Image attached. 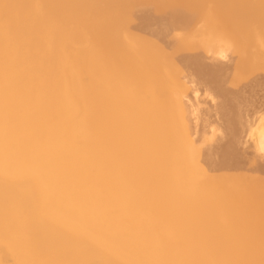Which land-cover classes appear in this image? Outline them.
<instances>
[{
	"label": "bare ground",
	"instance_id": "6f19581e",
	"mask_svg": "<svg viewBox=\"0 0 264 264\" xmlns=\"http://www.w3.org/2000/svg\"><path fill=\"white\" fill-rule=\"evenodd\" d=\"M45 1L47 4L46 6L43 5L45 9L42 11L40 10L41 12H39V9L37 11L38 6L36 7L35 0H0V264H177V263L178 264H210L208 259L209 260L211 259L210 261H212V258H211L212 256L206 259L205 257L207 256L200 257L201 255L199 254V252L194 253L197 250L201 251L200 248L193 251V249L195 248H193L194 246L191 245L192 247L190 248H192V250H189V251H193V253L187 252L183 254L184 251L183 253L177 252L179 250L174 251L176 248L174 244H178V242L184 241L183 239L185 236L187 235L190 236L191 233H193L192 235L193 237L191 236L192 238L190 240L191 242H193L192 239L193 238L195 239L197 237V240L195 239L194 242L196 241L195 244L199 246L201 244V243L199 244V242L205 241L206 237L209 236V235L206 237L204 236V231H205L204 229H206L207 227L212 228L211 230H215L221 236V239L218 240L221 243L223 242L222 239L226 242L229 241L231 243V241L234 239L237 232L238 233L240 232L243 238L248 239L250 234H252V232L249 233L247 230H243L241 228L243 227V224H242L244 220L243 218H248V217L245 216L244 213L237 214L240 211L239 210L241 208L240 206H239L240 208L238 207L239 209L235 208V205H230L231 206L230 208L228 207L231 202L229 201V199L233 200L234 203H238L239 205H241V201L243 202L245 199L244 198H243L244 200L238 199L239 201H237V199L234 198L236 195H237L236 196L237 198L241 194L240 192H237L238 190L235 191L237 192L236 194L231 193V191L232 190L234 191L236 188L235 189L231 188L232 190H228L227 186L226 188H224L225 183L229 180H226L224 178L226 180L225 182L223 181V178H222V181L224 183L220 181V177L218 176L219 177L218 179V177L216 176V174L218 175L219 170L218 172H216V174L214 172V175L216 177L212 179L214 180L213 182L214 184L216 183V179L220 181V182L217 181V184L218 185L220 184V189L218 188L217 190H211L213 189V186H214V189L216 188V184L214 185L213 183H210L212 182V180L208 179L211 177L207 178L209 181V183H207L206 177L204 178L205 180L203 179L201 180L203 176L201 178L199 177L198 179V176L196 178L194 177V174H193L192 178L189 177L187 179L186 174L183 172L185 175L184 174L182 175L186 177V180H182V178L178 179V177L179 178L181 177V175L178 174L179 172L175 175L174 173H171L175 169L174 163L176 162V159H175L176 157L174 154L176 151L174 152L175 149L173 150V145L177 138L175 136L172 137L173 135L171 136L170 132L174 133L175 135L177 133L176 127L174 126L172 121L175 118L174 116L177 113L178 108L180 107L179 101H180V98L182 97H180L179 95L180 98L178 99V101L176 98H174L175 99L174 103H172V105L174 104V106L172 107L169 106L171 104L168 105L166 103L169 107H171L169 109L166 107L167 108L166 109L165 105L163 108L162 107L163 105L160 106V104H158L157 97H153L152 101L150 102L149 101L145 102V99L139 98L140 92L139 94L136 95L138 91L136 90L137 92H135L134 90L137 84H134L135 87H133L134 88L133 90L131 88L133 85L131 83L129 84V82H131V80L133 79L132 77H130L131 80L128 77H126V80L125 79L122 80L121 77H120L121 80L118 77L120 81L116 80L117 78L115 77V75L120 73V71L122 70V68H119V65H117L119 58L121 57L132 58L133 56L136 57L135 54H137L136 53L137 50H136V46L135 47L130 46V48L128 49L123 50L121 48L123 51L122 50L119 51L118 48L121 47L123 44H122L121 39L119 40L117 38L119 36L118 32H120L118 29L120 28L116 27L119 25H116L115 21H113L115 23H113V26L111 25L112 27L107 28L105 26L106 28L104 29L99 28L100 33L99 35L97 33L98 37L94 35L97 38L96 40L98 41V44L100 40H101L100 44H104V50L103 51L101 50L102 52H100L99 54L97 53V55H91L90 57V64H89L90 71L89 70L88 71L90 72L92 77L96 78L95 79L96 81L94 80L95 82H93L92 84L87 83L88 86H83V84L80 83L81 78L79 80L80 75H78V71L77 72L75 71L79 65L75 67L76 69L72 67L77 61L75 59H72L71 57L69 58L68 57L69 54H64L63 49H61L62 47L61 45L66 43L64 42L66 40L69 41L67 42V44L70 43V40L74 41L76 44L77 43L82 44L86 40L87 41L90 40L89 36H87V33H86L87 29L86 30L84 29V24L87 23L89 25L90 22L91 23L96 22V20H94V17L96 19V16H99V15L95 14L96 15L95 16L93 14L95 11L94 12L92 11L95 10L93 8L95 7V3L97 2V0H45ZM202 1L204 3L205 0H200V1L199 0H183V2L180 4V7H179L180 9L178 8L177 11L175 8H173L175 9V11L171 10L172 8L167 9V10L169 11L168 13H170V16L172 17V19H174L175 21L176 20L177 22H179V20H181V22L187 21L188 19L190 20L198 16L197 10L199 8V3ZM109 2L110 1H108L107 3L105 1L104 3L110 4ZM120 3L122 2L120 1ZM227 4H229L228 8H230L231 10V13L230 11L229 13L232 14L234 18H237L239 20V18L241 17L240 10L238 9V6H237L239 3L236 4L235 0L232 2L229 0V3ZM39 6L43 7L42 5H39ZM200 8L202 7L200 6ZM79 16L80 17L84 16L85 20H83L84 19L83 18L82 19L83 22H81L82 20L79 19L80 18ZM112 16H115V15H112ZM76 17H78V19H75ZM125 20L126 18L122 17L120 18V20H117V22L119 24L120 23L119 21H122L121 23L124 24ZM110 24H112V22ZM122 24H120L119 27H121ZM50 29L53 30V33H55L56 37L53 33H51V35L49 34L50 37H48V39H50L51 36L54 35V38H55L54 41L45 39L46 36H49V35L45 36L46 32L47 34L48 32H52L50 31ZM165 29H163V31H165ZM133 32L134 34L136 33L135 31ZM153 32L151 33L154 34L155 32L154 33ZM160 34L162 33L160 32ZM178 34L176 33L174 35L178 36ZM144 35L145 34L143 33V37H145ZM184 35L185 34L181 35V37ZM186 35H187V31H186ZM190 36H186V37L190 38ZM151 37H153V35ZM238 37H240V35ZM241 37H243V35ZM145 38L147 40L148 37H145ZM155 38L158 39V37H155ZM93 40L91 39L92 42ZM169 40L171 39L169 38ZM123 41H124V38H123ZM165 42L163 43L159 42V43L162 45ZM98 44H97V47H98ZM176 44L178 45V43ZM189 44L190 42L188 43V45ZM140 46H142L141 43H140ZM140 46H138L137 49L142 51L143 49L142 47L145 46V44L142 47ZM150 46L152 48V45ZM154 46L155 45H153V47ZM165 46H166V43H165ZM167 46H170L169 43L167 44ZM156 47H157V43H156ZM156 47L154 49H151L150 47L145 46L144 51L142 52L137 51L140 53L139 55L137 54V57H139V59L143 61L144 64L148 65L149 64L148 62L155 63L154 60L158 61L159 58L161 57L160 56L161 54H159L161 49H159V52H158L157 49L159 48V46L158 48ZM179 47L176 46V50ZM82 48L80 51H82ZM164 48L165 47L163 45L162 50L163 51H165V49L167 50V48L165 49ZM180 49H183L184 51V48L180 47ZM72 50L73 52L76 51V49L75 50L72 49ZM87 51L85 53H87ZM247 51L246 52L249 55V50ZM89 52H90V49H89ZM117 52H119V54H116ZM166 52L168 53V50ZM166 52L162 53V54H165L162 57L163 60H165L164 56L167 55ZM233 52L235 51H232L231 53ZM254 52L251 54H255ZM75 54H78V53H75ZM75 54H74V58H75ZM242 54H245V53L243 52ZM70 55L73 56V54L71 53ZM170 55H173V53H171ZM175 55H177V51ZM208 55L210 56V52ZM252 56L254 57V55ZM258 56L260 58V55ZM79 57L81 58L80 55ZM177 59L176 60L179 61V58ZM255 59L256 58L254 57V60ZM166 61H167V58H166ZM244 61H247V60H243V63ZM258 61L257 63L259 64ZM168 62H165V63L168 64ZM248 62H249V59H248ZM156 63L155 65L149 64V67L150 65L153 67L155 66V67L153 70L150 69V71L148 72L146 71L147 72L145 73L147 76L146 78L152 81L156 80L157 82H159L161 86L167 87L168 89L169 87L168 80H171V77L167 78L169 74L167 76L164 75L165 73L162 70L164 69V67L160 65L158 66L159 68H157ZM173 63L174 62L172 61L171 64ZM70 64H71V67L73 68V71L71 70L72 72L69 69ZM139 64L140 63H138V65ZM169 64L166 66L164 65L165 66L164 70H166L167 66H168V69H170L169 66H171V64L170 65ZM249 66H251V63ZM243 68H242L243 73L245 72L244 75L246 76L247 75L246 73L250 72V70L247 71V66L245 67L246 71ZM170 70L173 71V69H170ZM174 70H179V68L178 69L175 68ZM183 70L185 72V69ZM137 71L141 72L140 69H137ZM252 71H254V69ZM168 72L170 73V71H166V74ZM253 73L251 72V74ZM237 74L238 73L235 72V78H237V82H238L240 81V79H238L239 76L236 77ZM244 75H242L241 73L240 78L241 76L243 78H247V76L244 77ZM253 75H256V73ZM253 75L251 76L253 77ZM127 78L129 81L127 80ZM185 78L188 79L189 77L187 78L184 76V78H182L183 82L186 80ZM243 78L241 79L243 80ZM85 79H88V78H85ZM179 79H181V76L179 77ZM243 81L241 82L242 84L244 83ZM234 82H236V79L234 80ZM198 88H202V86ZM145 90L146 88L144 89V91L139 90L142 92L140 95L143 98L144 96L142 94L145 92ZM132 91L134 93H132ZM151 91L149 92L150 94L152 93ZM187 93L189 94V92ZM197 94L199 95L198 92ZM176 95L178 96V94ZM151 96L149 97L151 98ZM153 96H155V94ZM196 97L198 98V96ZM216 97L213 100L214 102H216L215 101ZM150 98L149 100H151ZM218 98L221 99V97H218ZM169 99L170 97H168V100ZM171 100L172 99H170L169 102ZM216 103L214 106H216ZM192 104L193 103H191V106ZM207 107L209 108L210 106H207ZM193 110L195 109L193 108ZM211 110L212 112L214 111L212 108ZM217 110L219 109L217 108ZM217 110L215 111L217 112ZM210 112L211 111L207 113L210 115ZM230 113L232 114V112ZM179 114L180 116L182 115L181 112ZM231 114L230 116H233ZM207 115L204 118H206ZM181 117H179L180 122L184 120V119L181 120L180 119ZM212 117L214 116H210V118ZM214 119H217V118H214ZM208 120H210L213 123L215 121V120L212 121L211 119H209V117H208ZM202 122H206V121H202ZM253 122L255 121L253 120ZM198 125L200 126V124ZM210 125H213V124L210 123ZM255 125L257 126V124ZM203 126H204V123H203ZM260 126L262 125H259V127ZM185 128H187V125ZM251 128L253 129L255 127L251 126ZM200 129L202 132H204L202 128ZM262 129L264 130V128ZM213 130H215V128H213ZM258 130L260 129L258 128ZM207 131H208V128H207ZM223 131H225L226 133L227 130H222L221 131L222 135H223ZM204 133H208V132H204ZM216 133H218V131ZM198 134H199V131H198ZM202 135H200L201 136L200 138H202ZM214 135L216 136V134ZM220 135L221 134H219V136ZM257 135H260L258 137H261V135H263L261 137L263 138L264 131L262 132V134L259 131ZM204 136L206 137L207 134L206 135L204 134ZM215 136L213 137L211 136L210 139L205 138L206 143H207V140L211 141L212 138L213 140H215L214 139ZM203 142H204V139H203ZM259 142L261 143L260 138H259V141L257 140V144ZM262 142L264 143V138ZM182 144L184 145V143ZM204 144L205 143H203V145ZM212 144H214V142ZM262 144L259 145L258 147L261 148ZM206 145L205 147L204 146L203 147L206 148L207 147ZM185 149L186 150H183V152L181 151V153L178 151L179 152L178 156L182 157L185 161H187L189 164V168L192 169L196 163L197 165L199 164L200 161H198V159L199 158L202 159V158L197 157L198 158L197 162L195 161L196 163H194L193 160H196V158L194 157L195 154H192L193 156L189 154V153H192L194 150L190 149V151L192 150L190 152L189 149L188 150L187 148ZM196 149L198 148L196 147ZM201 151H203V148ZM200 152L198 151L197 152L198 154L196 153V156L200 155L199 154ZM233 154L235 155V153ZM258 158L261 159V156ZM263 158L264 157L262 156V159ZM261 160L259 161L261 162ZM222 162H223V159H222ZM206 165L203 166V168L206 167ZM221 165L223 166L224 164L221 163ZM221 165L219 166L221 167ZM201 166H202V163H201ZM172 167H174V169ZM217 167H216V170H217ZM171 168L173 169L172 171H171ZM208 168L209 167H207V169ZM221 171H224V170H221ZM253 172L255 171L253 170ZM169 173H171L172 175ZM244 176H245V173H244ZM193 177L196 179H194ZM255 177H252V179H254ZM245 178L247 180L248 179L251 180V178H248V176ZM179 180H181V183L179 182ZM203 181H206V182H203ZM231 181L232 179L230 180V182ZM246 182L248 183L250 181H246ZM223 184L224 186H221ZM233 185L234 184H232V186ZM257 185L259 186V184ZM207 186L209 189H207ZM243 188H244V185H243ZM243 188L242 189L240 188V189L244 191L247 188L249 189V186H247L246 189H243ZM250 188H251V185H250ZM253 188L254 186H252V189ZM256 189H257V186H256ZM246 193L248 195V192ZM230 194H232L234 197ZM245 194H241L242 197ZM250 195L252 197L255 196L254 194H250ZM223 197L226 198V200L228 201H225ZM239 197L240 199H242L241 196ZM257 197H258L257 200H259L260 195H258ZM263 197L264 195L262 196V198ZM222 200L225 205L227 204L225 202H228L227 207L221 206V204H223ZM219 202H220V206L217 204ZM251 202H254V201L251 200ZM251 202H250V207H252L253 205ZM258 202L261 203L260 201ZM243 203H245V205L248 204L246 203V201H244ZM216 204L218 205V207ZM205 205H209V207H204ZM254 205H255V202H254ZM261 205L262 204H260V206ZM250 207L248 208L250 209ZM214 208H216L217 212H215ZM222 208L224 209L229 208L231 210L233 209V211L237 210L235 211V213L239 215V217L242 216V218L239 219V217L237 216L238 218L234 221L235 219L234 217L236 216L234 212L233 214L235 216L230 215L231 216L230 218V216H226V215L231 214L232 211L229 210L224 215L223 213H225L227 210H223ZM219 210L221 211V213L219 212ZM242 211L244 210L242 209ZM86 212L90 214V218L87 221L83 219L84 218L83 214ZM128 212L131 213V216L133 214V216L131 217L130 215H128ZM118 213L120 214V216L115 218V215ZM252 214L256 215L258 213L254 212ZM146 215H149L148 217L152 215L156 219L157 218L158 219L157 221L155 219L156 222L154 221L152 222L151 219L149 218L151 222H147V223L145 222L146 224H144L142 221L143 225H139L140 223L139 218L141 220H144V217ZM152 216L151 218L152 220H154ZM228 217L230 218V220H233V221L231 222L230 220H228L227 222V219H229ZM257 217H252V218L256 219ZM114 218L116 221L114 220ZM238 219L239 220L243 219V220H241L242 221L241 222ZM261 219L258 223H257L258 220H255L256 225L252 226L254 227V230L256 229L258 231L264 228L263 227L264 219L262 220ZM250 220H252L254 223V219L248 218V221ZM245 221H247V219ZM251 223L244 222L246 226L247 225L251 226ZM163 227L165 228L164 230H163ZM166 229H167V232H166ZM206 231L208 230L206 229ZM163 232L166 234L164 235ZM255 233L256 232H253L252 236ZM218 234L216 235V240L220 238ZM169 235L170 236L173 235V237L171 236L172 237L171 239L175 238L172 241L177 240V243L173 244L174 246L170 243L171 239L170 241H168L169 240L168 238L170 237H167V236ZM179 236H180V239L182 238V240L179 239L180 241H178V238L176 239V237H179ZM213 237L215 238L214 235ZM261 237L264 238V236L262 235ZM186 238L189 241L188 236ZM208 238H211V236ZM240 238L242 237L240 236ZM263 241L264 240H262V242ZM211 242L212 241L210 240V242L206 243L207 247ZM214 242L215 241H213L212 243ZM226 242H223V245ZM262 242L261 244H264V242L263 243ZM183 243L184 242H182V244ZM251 243H254V242H251ZM182 244L179 243V245H182ZM257 244L258 243L256 242L253 245L259 246V247L264 246L261 244L259 245ZM171 245L173 246V248L174 247L175 248L172 249ZM233 245L235 244L233 243ZM250 245L251 244H249V246ZM207 247H206V250H207ZM259 247H256V248H259ZM112 248L119 250L120 253L118 252L116 253V251L115 252L112 251ZM228 248L231 249L229 245H228ZM244 248L245 247L243 245V248L241 247V249L239 248V250L238 249L236 250L238 251L242 250V252L240 253H244L243 251H245L246 249V252H248L249 254L253 253V251L251 252V250H249L251 247L250 248L248 247L249 249L248 248L244 249ZM253 248L254 247L252 246V249ZM213 249L215 248L213 247ZM213 249L212 250L210 249V250L216 253L215 251L217 250L214 251ZM210 250H207L206 252ZM225 253L227 254V252ZM225 253L223 256L226 255ZM228 253L230 254V251H228ZM240 253L233 251L230 254L231 256L229 254L228 255L230 256L232 260H234V259L242 258V257H239L240 255H242ZM260 253H264V252H260ZM214 255H217V254H213V256ZM4 257L6 260H2V258ZM124 257L125 259L136 258V263L130 261V259L124 260ZM218 257L214 256L215 259H217ZM222 257L220 256V258ZM259 257L258 258L256 257L254 261H249V262L247 261L245 263L252 262L250 264H258V263L260 264V260L262 257L261 258ZM224 258H225V262L223 263L227 264V261L230 258H228V256H227L228 259H226V257ZM245 259H247V257ZM213 261H216V260H213ZM240 261H243V259ZM240 261H237V262H240ZM237 262H235V264ZM240 263L242 264L243 262H240Z\"/></svg>",
	"mask_w": 264,
	"mask_h": 264
},
{
	"label": "rangeland",
	"instance_id": "374dc122",
	"mask_svg": "<svg viewBox=\"0 0 264 264\" xmlns=\"http://www.w3.org/2000/svg\"><path fill=\"white\" fill-rule=\"evenodd\" d=\"M106 1L107 3H108V1H110L109 3L110 4H105L104 2ZM116 1V2H115ZM120 1L122 2V3H120ZM165 1V2H164ZM169 1V2H168ZM172 1H174V0H119V1H117V0H114V1H112V0H97V2L95 3V7L93 8V9H95V10H93L92 12H97V13H93L94 15L96 14H98L99 16H96V19H95V17H94V20H96V22H94V23H89V25L87 24V23H85L84 24V29L86 30V33H87V36H89V38H90V40H86L84 43H75L74 41H72V40H70V43L69 44H67V42H69L68 40H66V41H64V42H66V43H64V44H62L61 46V49H63V52H64V54H69V58L71 57L72 59H75L76 61V63L74 64V66H72V67H77L78 65V67H77V69L75 70L76 72L78 71V75H80L79 76V80H80V78H81V80H80V83L81 84H83V86H88L87 85V83L88 84H92L93 82H95L96 80V78L95 77H92L91 76V74H90V57H91V55H97V53L99 54L100 52H102L103 50H104V44H100V41H99V44H98V41L96 40L97 38L96 37H98V35H99V33H100V30H99V28L100 29H104V28H108V27H112L113 26V23H115L116 22V25H119L120 26V24H122L121 22L122 21H119L120 23L118 24V22H117V20H120V18H122V17H125L126 18V20L124 21V24H122L121 25V27H119V26H116V25H114V26H116V27H118V28H120V29H118L120 32H118V39L120 40L121 39V41H122V46L121 47H119L118 49H119V51L120 50H125V49H128V48H130V46H132V47H135L136 46V50L137 51H140V52H142V51H144V49H145V46L146 47H150L151 48V46L150 45H152V48L151 49H154L155 47H156V43H157V47L156 48H158V46H159V48L157 49L158 50V52H159V49H161V51L159 52V54H161L160 56V58H161V60H160V58H159V60L157 61V60H154L155 61V63L157 64V68H159L158 66H163L164 67V69H165V66L166 65H168L169 63L171 64L172 63V61L176 64H171V66L173 67H171V66H169V68L170 69H173V71H171L170 69H168V66H167V68H166V70H164V69H162L163 70V72L165 73L164 75H168L167 76V78L168 77H171V80H168V82H169V87H168V89H167V87H164V86H161L160 84H159V82H157L156 80H150V79H147L146 77V74L145 73H147L148 71H150V69L151 70H153L154 69V67L153 66H151V65H155V63L153 62H148L149 64H151L150 65V67H149V64L147 65V64H144L143 63V61H141L140 59H139V57H137V54L139 55L140 53L139 52H137L136 51V53L137 54H135L136 55V57L135 56H133L132 58H125V57H121V58H119V60H118V62H117V65H119V68H122V70L120 71V73H118V74H116L115 75V77L117 78H115L116 80H118V81H120L121 79L122 80H126V77H128V78H130V77H132L133 79L131 80V78H130V80H131V82H129V84L131 83L133 86L131 87L132 88V90L134 89L133 87H135V85L134 84H137L136 85V87H135V92H137L136 93V95L137 94H139V92H140V94L142 93L141 91H139V90H142V91H144V89L146 88V90H145V92L142 94L143 96H144V98L143 97H141V95L139 94V98H142V99H145V102L147 101H152V98L153 97H157V99H158V104H160V106H162L163 108H164V105H165V108L167 107L168 109L169 108H171L172 106H174V104L172 105V103H174V98H176L177 99V101H178V99L180 98V97H182V98H180V101H179V108H178V111H177V113L176 114H178V115H176L175 114V118L173 119V121H172V123L174 124V126L176 127V130H177V133H176V135L174 134V133H172V132H170V134H171V136L172 137H176L177 139H176V141L174 142V145H173V150H174V152L176 151V152H180L181 153V151L183 152V150H186L185 148H187V150L189 149V151H190V149H192V150H194L192 153H189V154H195V158H196V160H193L194 161V163H196L197 162V157H201L202 159H198V161H200L199 162V164L197 165V163L195 164V165H197V166H195L194 165V167L192 168V169H190L189 168V164H188V162L187 161H185L182 157H180V156H178V154H179V152L178 153H176L175 152V159H176V162L174 163V167H175V169H174V167H172L171 168V173H174V175L175 174H177L178 172V174L179 175H181V177L179 178L178 177V179H181L182 178V180H186V177H187V179L189 178V177H191L192 178V176H193V174H194V177H196L197 178V176H198V179H199V177L201 178L202 176V178H201V180L203 179V180H205L204 178L206 177V180H207V183H209V181H208V179H210V180H212V179H214L216 176L218 177H220V181H222V178H223V181H225L226 182V180H229V181H227L226 183H225V186H224V184L223 185H221V186H224V188H226V186H227V189L228 190H232L233 188L235 189L234 191L232 190L231 191V193H237V192H240L241 194H245L246 192H248V195H247V193L244 195L245 197H247V198H245L244 196L242 197V195L240 194L239 196H241L242 197V199H240V197L238 198H236V196L234 197L232 194H230V195H232L235 199H237V201H239V200H244V201H246V203H248L249 204V206H248V204L247 205H245V203H243L242 201H241V205L243 206V208H242V206L241 205H239L238 203H234V201L233 200H230L229 199V201H231L230 202V204H229V206H228V202H225V203H227L226 205L224 204V202H223V200H222V202H223V204H221V206L223 207H231L230 205H235V208H238L239 206L244 210V211H242V209L240 208H238L240 211L237 213V214H245V216H247L249 219H254V223H253V221L252 220H250V221H248V218H243V219H241V220H243V227H241L243 230H247L249 233H251L252 232V234H253V232H256L253 236H252V234H250V236H251V238H250V236H249V238L247 239V238H243V236H242V234L239 232H237L236 233V235H235V237H236V239H235V237H234V239L231 241V243L228 241V242H226V241H224L223 239H222V241L223 242H226V243H224V245H223V242L221 243L220 241H218L219 239H221V236L215 231V230H211L212 228H206L208 231H206V229H204L205 231H204V236L206 237V236H208V237H210L211 236V238H208V237H206V240L205 241H203V242H199V246L197 245V244H195V242H194V240L196 239L197 240V237L196 236H194V237H196L195 239L193 238L192 239V241L194 242H191V238L193 237L192 235H193V233H191V235L189 236V235H187L188 236V239H189V241L187 240V236H185L184 237V241H182V242H184L183 244H182V242H178V244H174V243H177V240H175V241H172V240H174L175 238H173V239H171L172 237H173V235H169V236H167V237H170V238H168L169 240L168 241H170V239H171V244L173 245H175L176 246V248H175V250L174 251H177V250H179V251H177V252H179V253H183V251H184V253L183 254H185V253H193V251L194 250H197V249H201V251L199 250H197V251H195L194 253H198L199 252V254L201 255H199L200 257H205V256H207V257H205L206 259H208V258H210L211 256V258H212V261H210L209 259H208V261L210 262V264H211V262H212V264H216V262H217V264H225V263H223V262H225V258L224 257H226V259H228V258H230V254H231V252H237V253H240V252H242V250L241 251H238L239 250V248L241 249V247L243 248V245H244V247L245 248H248L249 250H251V252L253 251V253H248V252H246V249H245V251H243L244 253H240V254H242V255H240L239 257H242V258H238V259H234V260H232L231 258L230 259H228V261H230V262H228L227 260V264L228 263H230V264H235V262H237V261H240V260H242L243 259V261H240V262H243V263H245V262H249V261H254V259H256V257L258 258L259 257V255H260V257L259 258H261V260H260V264H264V258H263V256H264V253H260V252H264V251H262V250H264V246H255V245H253V244H255L256 242L258 243L257 245H259V244H261V242H262V240H264V238L263 237H261V235L262 236H264V234H263V230H264V228H262V229H260V230H258L259 232H261V233H259L256 229L254 230V227H252V226H254V225H256V221L255 220H258L257 221V223L260 221V219L262 218V219H264L263 217H264V213H262V212H264V197L262 198V196L264 195V158L262 159V156L264 157V143L262 142L263 141V138H261L263 135H261V137H258V136H260V135H257L258 133H259V131L261 132V134H262V132L264 131L262 128H264V0H235L236 1V4H238L237 6H238V9L240 10V13H241V17L239 18V20H241V21H239L237 18H234L233 16H232V14H230L231 13V10H230V8H228L229 7V4H227V3H229V0H205L204 1V3H203V1L202 2H200V3H202V4H200L199 3V8H198V16H196L195 18H192V19H188L187 21H182L181 22V20H179V22H177V20L175 21L174 19H172V17L170 16V13H168L169 11L167 10V9H171V10H174L175 11V9H176V11H177V9L180 7V4L183 2V0H178V2H177V0L176 1H174V2H172ZM200 1V0H199ZM220 1V2H219ZM231 2L232 1H234V0H230ZM241 2V4H240V2ZM45 2V3H44ZM99 2H101V3H99ZM180 2V3H179ZM225 2V3H224ZM113 3V4H112ZM116 3H117V5H116ZM119 3V4H118ZM172 3V4H171ZM175 3H177V4H175ZM158 4V5H157ZM160 4V5H159ZM166 4V5H165ZM169 4V5H168ZM174 4H175V6H174ZM179 4V5H178ZM227 4V5H226ZM35 5H36V7H37V11H38V9H39V12H41L42 10H44L45 9V7L43 6V5H47L46 4V1L44 0H35ZM39 5H42L43 7H41V6H39ZM116 5V6H115ZM168 5V6H167ZM204 5V6H203ZM240 5V6H239ZM105 6V7H104ZM108 6H110V7H108ZM173 6V7H172ZM200 6L202 7V8H200ZM165 7V8H164ZM168 7V8H167ZM225 7V8H224ZM42 8V9H41ZM98 8V9H97ZM162 8H163V10H162ZM173 8H175V9H173ZM101 9V10H100ZM106 9V10H105ZM166 9V10H165ZM180 9V8H179ZM200 9H201V11H200ZM228 9V10H227ZM41 10V11H40ZM155 10V11H154ZM227 10V11H226ZM103 11V12H102ZM114 11V12H113ZM167 11V12H166ZM229 11H230V13H229ZM151 12V13H150ZM245 12V13H244ZM107 13V14H106ZM115 15V16H112V15ZM148 14V15H147ZM155 14H156V16H155ZM164 14H166V15H164ZM120 15H121V17H120ZM159 15V16H158ZM163 15H164V17H163ZM220 17H219V16ZM229 15H230V17H229ZM102 17V19H101V17ZM105 16V17H104ZM117 16V17H116ZM119 16V17H118ZM157 16H158V18H157ZM161 16V17H160ZM243 16V17H242ZM80 17V16H79ZM112 17V18H111ZM152 17H153V19H152ZM160 17V18H159ZM229 17V18H228ZM84 18V19H83ZM98 18V19H97ZM109 18V19H108ZM114 18V19H113ZM116 18V19H115ZM118 18V19H117ZM138 18V19H137ZM155 18V19H154ZM163 18V19H162ZM75 19H78V17H76ZM79 19H83V20H85V17L84 16H82V17H80ZM105 19V20H104ZM107 19V20H106ZM167 21H166V20ZM237 19V20H236ZM83 20L81 21V22H83ZM121 20H123V19H121ZM160 20V21H159ZM163 20V21H162ZM165 20V21H164ZM173 20V21H172ZM245 20V21H244ZM78 21V20H77ZM113 21H115V22H113ZM132 21V22H131ZM153 21V22H152ZM156 21H158V22H156ZM93 22V21H92ZM109 22V23H108ZM112 22V24H110ZM150 22V23H149ZM161 22V23H160ZM168 22H169V24H168ZM238 22V23H237ZM178 23H179V25H178ZM94 24V25H93ZM137 24V25H136ZM162 24V25H161ZM165 24H167V25H165ZM88 25V26H87ZM98 25V26H97ZM112 25V26H111ZM145 25H146V27H145ZM149 25V26H148ZM157 25H159V26H157ZM169 25H173L172 27L171 26H169ZM97 26V27H96ZM106 26V27H105ZM131 26H132V28H131ZM139 26V27H138ZM156 26V27H155ZM180 26V27H179ZM137 27V28H136ZM149 27V28H148ZM154 27H155V29H157V30H155L154 29ZM166 29H165V28ZM183 27V28H182ZM242 27V28H241ZM141 28H143V29H141ZM147 28V29H146ZM160 28V29H159ZM168 28H170V29H168ZM240 28V29H239ZM163 29H165V31H163ZM167 29H168V31H167ZM171 29H172V31H173V33H172V31H171ZM177 29V30H176ZM191 29V30H190ZM147 30V31H146ZM176 30V31H175ZM184 30H185V32H184ZM239 30V31H238ZM49 31V30H48ZM50 31H52V32H48V34H47V32H46V34H45V36L46 35H51V33H53V30H51L50 29ZM133 31H135L136 33L134 34V32ZM146 31V32H145ZM155 33H154V32ZM169 31H171V32H169ZM180 31V32H179ZM184 33H183V32ZM186 31H187V35H186ZM219 31V32H218ZM145 34L144 36L145 37H148L147 38V40H146V38L145 37H143V33ZM151 32H153L154 34H150ZM157 32V33H156ZM160 32L162 33V34H160ZM165 32V33H164ZM167 32V33H166ZM175 32V33H174ZM178 32H179V34H178ZM200 32V33H199ZM214 34H213V33ZM97 33H98V35H97ZM146 33H147V35H146ZM178 34V36H176V35H174V34ZM54 35H55V33H53ZM152 36L153 35V37H154V39H153V37H151L150 35ZM165 34H166V36H168V37H166L165 36ZM183 34H185L186 36H190V35H192V36H190V38L189 37H186L185 35L184 36H182L181 37V35H183ZM243 35V37H241L242 35ZM50 35L49 36H46V38L45 39H47V40H50V41H54L55 40V38H54V35H52L51 36V38H52V40H51V38L50 39H48V37H50ZM96 37H95V36ZM149 35V36H148ZM160 35V36H159ZM163 35V36H162ZM174 35V36H173ZM202 35V36H201ZM205 35V36H204ZM210 35V36H209ZM240 35V37H238ZM94 36V37H93ZM171 36V37H170ZM181 37V39H180V37ZM55 37H56V35H55ZM126 37V38H125ZM143 37V38H142ZM155 37H158V39L157 38H155ZM184 37V38H183ZM186 37V38H185ZM203 37V38H202ZM212 37V38H211ZM123 38H124V41H123ZM142 38V39H141ZM153 39V40H151V39ZM167 38V39H166ZM169 38L171 39V40H169ZM196 38V39H195ZM199 38V39H198ZM202 40H201V39ZM210 38H211V40H210ZM245 38V39H244ZM91 39L93 40V42L91 41ZM142 41H141V40ZM145 41H144V40ZM174 39V40H173ZM188 39V40H187ZM192 39H194V40H192ZM231 39V40H230ZM138 40H140V41H138ZM155 40V41H154ZM156 40H157V42H156ZM168 40V41H167ZM179 40V41H178ZM180 40H182V41H180ZM198 40V41H197ZM214 40V41H213ZM217 40V41H216ZM219 40V41H218ZM240 40V41H239ZM72 41V42H71ZM90 41H91V43H90ZM95 41V42H94ZM153 43H152V42ZM166 41V42H165ZM173 41V42H172ZM177 41V42H176ZM187 41V42H186ZM201 41V42H200ZM97 42V43H96ZM142 42H144V43H142ZM146 42V43H145ZM162 42H165L166 43V46H165V43L164 44H160V43ZM169 43V45L170 46H167V44ZM182 42V43H181ZM190 42V46L188 45V43ZM215 42H217V43H215ZM223 42V43H222ZM236 42V43H235ZM240 42V43H239ZM74 43V44H73ZM103 43V42H102ZM140 43H141V45L143 46L144 44H145V46H140ZM155 43V44H154ZM172 43V44H171ZM176 43H178V45L176 44ZM180 43V44H179ZM184 43V44H183ZM186 43H187V45H186ZM192 43V44H191ZM210 43H212V44H210ZM216 45H215V44ZM260 43V44H259ZM72 44V45H71ZM76 44V45H75ZM94 44H95V46H94ZM97 44H98V47H97ZM138 44V45H137ZM182 44V45H181ZM209 44V45H208ZM219 44V45H218ZM243 44V45H242ZM247 44V45H246ZM89 47H88V46ZM153 45H155L154 47H153ZM160 45H161V47H160ZM163 45H164V47L165 48H167V50H168V53L166 52L167 50L165 49V51H163L162 50V48H163ZM172 45V46H171ZM184 45H186V46H184ZM215 45V46H214ZM84 46V47H83ZM91 46V47H90ZM138 46H140V47H142L143 49H142V51L141 50H138L137 48H138ZM176 46L177 47H181V48H184V51H183V49H180V47L179 48H177V50H176ZM188 46V47H187ZM206 46V47H205ZM245 46V47H244ZM67 47H69V48H67ZM72 47V48H71ZM84 49H83V48ZM95 47V48H94ZM212 49H211V48ZM67 48V49H66ZM81 48H82V51H80L81 50ZM85 48H86V50H85ZM102 48V49H101ZM122 48V49H121ZM174 49V51H173V49ZM245 48H246V50H245ZM72 49H76V51H74L73 52V50ZM87 49H88V51H87ZM89 49H90V52H89ZM92 49V50H91ZM170 49H171V51H170ZM180 49V50H179ZM244 49V50H243ZM70 51V52H68V51ZM79 50V51H78ZM102 50V51H101ZM122 50V51H123ZM156 50V51H157ZM205 50V51H204ZM237 50V51H236ZM247 50H249V55H248V51ZM65 51H67V52H65ZM73 53H72V52ZM87 51V53H85ZM92 51H94V52H92ZM99 51V52H98ZM121 51V52H122ZM169 51H170V53H169ZM176 51H177V55H175V53H176ZM210 52V56L208 55L209 54V52ZM218 51V52H217ZM232 51H235V52H233V53H231ZM247 51V52H246ZM255 51V52H254ZM263 51V52H262ZM164 52H166L167 53V55L166 56H168V57H166V56H164V58H165V60H163V55H165V54H162V53H164ZM183 54H182V53ZM245 53V54H242V53ZM255 53V54H251V53ZM70 53L71 54H73V56H71L70 55ZM75 53H78L80 56H81V58L79 57V55L78 54H75ZM81 53V54H80ZM83 53V54H82ZM90 53V54H89ZM93 53V54H92ZM171 53H173V55H170ZM257 53V54H256ZM74 54H75V58H74ZM116 54H119V52H117ZM180 54V55H179ZM217 54V55H216ZM220 54V55H219ZM230 54V55H229ZM234 54V55H233ZM238 54V55H237ZM89 55V56H88ZM169 55H170V57H169ZM214 55V56H213ZM221 55H222V57H221ZM227 55H229V56H227ZM251 55V56H250ZM252 55H254V57L257 59H255L254 60V57L252 56ZM256 55V56H255ZM258 55H260V58H259V56ZM121 56V55H120ZM172 56H173V58H172ZM181 56V57H180ZM179 58V61H177L178 59L177 58ZM217 57V58H216ZM245 57H246V59H245ZM247 57H249V58H247ZM251 57V58H250ZM263 57V58H262ZM166 58H167V61H166ZM168 58H169V60H168ZM172 58V59H171ZM89 59V60H88ZM171 59V60H170ZM176 61H175V60ZM248 59H249V62H248ZM138 62H137V61ZM182 60V61H181ZM243 60H247V61H244V63H243ZM252 62H251V61ZM253 60H254V62H253ZM259 60V61H258ZM262 62H261V61ZM89 61V62H88ZM168 61H170V62H168ZM218 63H217V62ZM241 61H242V63H241ZM257 61L259 62V64L257 63ZM161 62V63H160ZM162 62H163V64H162ZM165 62H168V64H166ZM134 63V64H133ZM137 63V64H136ZM138 63H140L139 65H138ZM178 63V64H177ZM179 63H181V64H179ZM250 63H251V66H249L250 65ZM169 64V65H170ZM246 64V65H245ZM81 65V66H80ZM165 65V66H164ZM242 65H243V67H242ZM126 66V67H125ZM139 66V67H138ZM174 66H175V68L176 69H178L179 68V70H174L175 68H174ZM178 68H177V67ZM247 66V71H249L250 70V72H247L246 74V76H247V78H248V80H247V78H243L242 76H241V78H243V80H245V81H243L241 78H240V75H241V73H242V75H244L245 74V72L243 73V70H242V68L243 69H245V67ZM248 66H249V68H248ZM257 66H259V67H257ZM71 67V64L69 65V69H70V71L72 70L73 71V68ZM81 67V68H80ZM152 67V68H151ZM163 67H161V68H163ZM183 67V68H182ZM185 67V68H184ZM216 67H218V68H216ZM72 68V69H71ZM83 68V69H82ZM125 68V69H124ZM130 68V69H129ZM240 68V69H239ZM252 68V69H251ZM257 68H259V69H257ZM137 69H140L141 70V72H139V71H137ZM156 69V68H155ZM183 69H185V72H187V73H185L184 72V70ZM230 69V70H229ZM234 69V70H233ZM236 69V70H235ZM254 69V71H252ZM79 70H81V71H79ZM89 70V71H88ZM130 70H131V72H130ZM240 72H238V71ZM71 71V72H72ZM74 71V72H75ZM147 71V72H146ZM166 71H170V73L168 72L167 74H166ZM242 71V72H241ZM245 71H246V69H245ZM263 71V72H262ZM221 72V73H220ZM235 72H237L238 74H237V76L236 77H238V79H240V81H238L237 82V78H235ZM251 72L253 73V74H255L256 73V75H253V74H251ZM80 73V74H79ZM132 73H133V75H132ZM233 73V74H232ZM182 74V75H181ZM84 75V76H83ZM90 77H89V76ZM189 75V76H188ZM251 75H253V77L251 76ZM181 76V79H179V77ZM183 76V77H182ZM184 76L185 77H189L188 79L190 80H188V79H184L185 81L183 82V80H182V78H184ZM245 75H244V77H246ZM251 76V77H250ZM83 77V78H82ZM118 77H119V79H120V77H121V79L119 80L118 79ZM192 77V78H191ZM229 77V78H228ZM232 77V78H231ZM85 78H88V79H85ZM128 78H127V80H128ZM194 78V79H193ZM114 79V80H115ZM170 79V78H169ZM193 79V80H192ZM236 79V82H234V80ZM95 80V81H94ZM141 80V81H140ZM230 80V81H229ZM246 80H247V82H246ZM90 81V82H89ZM92 81V82H91ZM129 81V80H128ZM137 81V82H136ZM175 81V82H174ZM188 82V84H187V82ZM244 82L243 84L241 83V82ZM171 82V83H170ZM185 82H186V84H185ZM207 82V83H206ZM228 82V83H227ZM259 82V83H258ZM175 83V84H174ZM233 83H237L236 85L235 84H233ZM148 84V85H147ZM195 84V85H194ZM229 84V85H228ZM242 84V85H241ZM181 85V86H180ZM187 85V86H186ZM192 85V86H191ZM194 85V86H193ZM221 85V86H220ZM233 85H234V87H233ZM147 86V87H146ZM177 86V87H176ZM202 86V88H198V87H201ZM207 86V87H206ZM210 86V87H209ZM236 86H237V88H236ZM240 86H241V88H240ZM156 87V88H155ZM176 89H175V88ZM186 87H187V89H186ZM221 87V88H220ZM144 88V89H143ZM160 88V89H159ZM190 88H191V90H190ZM199 89V91H201V92H199L198 91V89ZM210 88V89H209ZM212 88V89H211ZM236 88V89H235ZM248 88V89H247ZM127 89V88H126ZM175 89V90H174ZM178 89V90H177ZM188 89H189V91H188ZM194 89V90H193ZM197 89V90H196ZM125 90V89H124ZM123 90V91H124ZM128 90V89H127ZM137 90V91H136ZM151 90H153V91H151ZM195 90H196V92H195ZM218 90H219V92H218ZM228 90V91H227ZM233 90V91H232ZM126 91V90H125ZM129 91H130V89H129ZM152 92L151 94L149 93V92ZM154 91H155V93H154ZM182 91V92H181ZM210 93H208V92ZM212 91H213V93H212ZM236 91V92H235ZM173 92H175V93H173ZM187 92H189V94L187 93ZM195 92V93H194ZM197 92L199 93V95H200V97H199V95L197 94ZM132 93H134L133 91H132ZM155 94V96H153L154 94ZM191 93V94H190ZM231 93H232V95H231ZM150 94V95H149ZM153 94V95H152ZM174 94V95H173ZM176 94H178V96L176 95ZM195 94H197V95H194ZM152 95V96H151ZM165 95V96H164ZM179 95H180V97H179ZM186 95H188V96H186ZM211 95V96H210ZM213 95H215V96H213ZM228 95V96H227ZM147 96V97H146ZM149 96H151V98L149 97ZM175 96H177V97H175ZM196 96H198V98L196 97ZM209 96H210V98H209ZM213 96V97H212ZM217 96V97H216ZM251 96V97H250ZM146 97V98H145ZM168 97H170V99H172L170 102H169V100H168ZM187 97H189V98H187ZM194 97H195V99H194ZM216 97V99H215V101L216 102H218V103H216V102H214L213 100H214V98ZM218 97H221V99H219ZM233 97V98H232ZM247 97V98H246ZM149 98L151 99V100H149ZM184 98H186V99H184ZM197 99V100H196ZM199 99V100H198ZM219 99V100H218ZM182 100V101H181ZM190 102H189V101ZM226 100V101H225ZM142 101V100H141ZM144 101V100H143ZM185 102V103H184ZM231 102V103H230ZM169 105V104H171V105H169V106H171V107H169L167 104ZM177 103V102H176ZM181 103V104H180ZM191 103H193L192 104V106H191ZM215 103H216V106H214L215 105ZM211 104H213V105H211ZM183 105V106H182ZM196 105V106H195ZM236 105V106H235ZM238 105V106H237ZM245 105V106H244ZM182 106V107H181ZM191 106V107H190ZM207 106H210L209 108L207 107ZM215 107V108H213V107ZM224 106V107H223ZM196 110H193V108ZM197 107V108H196ZM227 107V108H226ZM230 107V108H229ZM166 108V109H167ZM211 108L214 110L213 112H212V110H211ZM217 108L220 110H217ZM233 108H234V110H233ZM237 108V109H236ZM192 109V110H191ZM181 110V111H180ZM215 110H217V112L215 111ZM230 110V111H229ZM190 111V112H189ZM193 111V112H192ZM194 111H195V113H194ZM209 111H211L210 112V115L208 114L209 113ZM181 112L182 113V115L181 116H183V117H181L180 116V114L179 113ZM208 112V113H207ZM216 112V113H215ZM224 112H225V114H224ZM230 112H232V114L230 113ZM247 112V113H246ZM262 112V113H261ZM218 113V114H217ZM222 113V114H221ZM236 113V114H235ZM256 113V114H255ZM203 114V115H202ZM207 115V117L206 118H204L206 115ZM215 114H216V116H218L219 117V119H218V117H216L215 116ZM230 114L231 115H233V116H230ZM236 116H235V115ZM259 114V115H258ZM260 114H261V116H260ZM223 115H224V117H223ZM228 115V116H227ZM258 115V116H257ZM155 116V115H154ZM210 116H214V117H212V118H210ZM247 116H248V118H247ZM179 117H181L180 119L181 120H183V121H179ZM208 117H209V119H211L212 121H214V123L213 122H211L210 120H208ZM231 117V118H230ZM237 117V118H236ZM250 117V118H249ZM254 117V118H253ZM260 117V118H259ZM263 117V118H262ZM214 118H217V119H214ZM222 118V119H221ZM258 118H259V120H258ZM204 119V120H203ZM214 119V120H213ZM225 119V120H224ZM227 119V120H226ZM236 119V120H235ZM259 121H257V120ZM211 123V124H213V125H210V123L208 122V121ZM234 120V121H233ZM242 120V121H241ZM253 120L255 121V122H253ZM202 121H206V122H202ZM227 123H226V122ZM230 121V122H229ZM261 121V122H260ZM185 122V123H184ZM217 123V125H218V127H217V125H216V123ZM245 122V123H244ZM257 122V123H256ZM182 123V124H181ZM203 123H204V126H203ZM208 125H206V124ZM209 123V124H208ZM221 123V124H220ZM235 123V124H234ZM247 123V124H246ZM253 123H254V125L255 124H257V126L255 125H253ZM263 123V124H262ZM172 124V125H173ZM183 124H184V126H183ZM187 125V128H185L186 127V125ZM198 124H200V126L198 125ZM202 124V125H201ZM238 124V125H237ZM252 124V125H251ZM206 125V126H205ZM214 125H216V126H214ZM227 125V126H226ZM236 125H237V127H236ZM241 127H240V126ZM259 125H262V126H260L259 127ZM215 128V130H216V132L218 131V133H216L215 132V130H213V128ZM250 126V127H249ZM251 126H253V127H255V128H251ZM183 127V128H182ZM208 128V131H207V128ZM211 127V128H210ZM244 127V128H243ZM260 129V130H258V128ZM200 128H202V130H204V132H208V133H204V132H202L201 131V129ZM217 128V129H216ZM223 128V129H222ZM243 130H242V129ZM200 129V130H199ZM206 129V130H205ZM251 129H252V131H251ZM261 129H262V131H261ZM210 130H211V132H210ZM222 130H227L226 131V133H225V131H223V135H222ZM198 131H199V134H198ZM190 134V136H189V134ZM197 132V133H196ZM201 132H202V134L204 133L205 135L207 134V136L205 137L204 136V134L202 135L201 134ZM215 132V133H214ZM220 132V133H219ZM252 132H253V134H252ZM256 132V133H255ZM255 133V134H254ZM199 135V137H198V135ZM209 134V135H208ZM211 134H213V135H211ZM214 134H216V136L214 135ZM219 134H221L220 136H219ZM244 134V135H243ZM248 134V135H247ZM200 135H202V138H200L201 136ZM213 137V136H215L214 137V139L215 140H213V138L211 139V141L210 140H207V143H206V139H210L211 138V136ZM179 136V137H178ZM188 136V137H187ZM209 136V137H208ZM198 137V138H197ZM208 137V138H207ZM245 137H246V139H245ZM206 138V139H205ZM242 138V139H241ZM259 138L261 139V143L259 144V145H261L262 143V147L260 148V147H258L259 145L257 144V140L259 141ZM180 139V140H179ZM189 139V140H188ZM197 139V140H196ZM200 139V140H199ZM201 139H202V141H201ZM203 139H204V142H203ZM191 140V141H190ZM197 142H196V141ZM212 140H213V142H214V144H212L213 142H212ZM219 140V141H218ZM247 142H246V141ZM240 141V142H239ZM252 141H254V142H252ZM188 142H189V144H188ZM211 142V143H210ZM216 142V143H215ZM182 143H184V145L182 144ZM203 143H205L204 145H203ZM209 143H210V145H209ZM218 143V144H217ZM255 143V144H254ZM206 144H208V145H206ZM212 144V145H211ZM179 145V146H178ZM190 145V146H189ZM205 147V145L208 147H206V148H204L203 146ZM245 145H247V146H245ZM255 145V146H254ZM257 145V146H256ZM183 146V147H182ZM211 148H210V147ZM196 147L198 148V149H196ZM200 147V148H199ZM255 147H256V149H255ZM195 148V149H194ZM202 148H203V151H201L202 150ZM205 149V150H204ZM261 149V150H260ZM191 150V151H192ZM224 150V151H223ZM236 152H235V151ZM188 151V152H189ZM190 151V152H191ZM200 152L199 154L200 155H197L196 156V153L197 152ZM221 151H223V152H221ZM229 151V152H228ZM258 151V152H257ZM203 155H202V154ZM216 153V154H215ZM221 153V154H220ZM228 153V154H227ZM233 153H235V155L233 154ZM258 153V154H257ZM177 154V155H176ZM198 154V153H197ZM220 154V155H219ZM217 155V156H216ZM223 155V156H222ZM226 155V156H225ZM229 155V156H228ZM193 156V155H192ZM191 156V157H192ZM236 156V157H235ZM260 157L261 156V159H259L258 157ZM224 157V158H223ZM230 157V158H229ZM232 157V158H231ZM255 157V158H254ZM221 158V159H220ZM228 158V159H227ZM254 158V159H253ZM258 158V159H257ZM194 159V158H193ZM220 159V160H219ZM222 159H223V162H222ZM201 160H203V161H201ZM229 160H231V161H229ZM259 160H261V162L259 161ZM180 161V162H179ZM196 161V162H195ZM226 161V162H225ZM228 161V162H227ZM182 163H183V165H182ZM201 163H202V166H201ZM204 163V164H203ZM209 163V164H208ZM212 163V164H211ZM220 163V164H219ZM221 163H223L224 165L222 166L221 165ZM186 164V165H185ZM208 166H207V165ZM206 165V167H204L203 168V166H205ZM219 165H221V167L219 166ZM249 165V166H248ZM251 165V166H250ZM255 165V166H254ZM183 166V167H182ZM185 166H187V167H185ZM218 166V167H217ZM253 166V167H252ZM207 167H209L208 169H207ZM216 167H217V170H216ZM250 167V168H249ZM180 168H181V170H180ZM206 168V169H205ZM211 168V169H210ZM246 168V169H245ZM249 168V169H248ZM240 169V170H239ZM245 169V170H244ZM258 169V170H257ZM205 170V171H204ZM213 170H215V171H213ZM218 170H219V172H218ZM221 170H224V171H221ZM244 170V171H243ZM249 170V171H248ZM253 170L255 171V172H253ZM246 171V172H245ZM248 171V172H247ZM186 174V177L184 176L185 174ZM199 172V173H198ZM214 172H215V174H216V172H218V175L216 174V176L214 175ZM224 172V173H223ZM243 172V173H242ZM251 172V173H250ZM257 172H258V174H257ZM260 172V173H259ZM262 172V173H261ZM171 173H169V174H171ZM203 173V174H202ZM222 173H223V175H222ZM227 175H226V174ZM244 173H245V176H244ZM250 173V174H249ZM252 173H254V174H252ZM182 174H184V175H182ZM191 176H190V175ZM220 174H221V176H223V177H221L220 176ZM248 174V175H247ZM256 174V175H255ZM172 175V174H171ZM243 175V176H242ZM261 175V176H260ZM183 176H184V178H183ZM248 176V178H251V180L250 179H246L245 177H247ZM258 177V178H256V177ZM193 177V178H194ZM208 177H211V178H208ZM213 177V178H212ZM219 177H218V179H219ZM227 177V178H226ZM238 177V178H237ZM243 179H242V178ZM252 177H255L254 179H252ZM196 178H194V179H196ZM208 178V179H207ZM226 180H225V179ZM244 178H245V180H244ZM232 179V181L230 182V180ZM236 179V180H235ZM239 181H238V180ZM258 179V180H257ZM261 180V181H260ZM178 181V180H177ZM217 181L218 182H220L219 180H217L216 179V188L214 189V186H213V189H211V190H217L218 188L220 189V184L218 185L217 184ZM222 181V182H223ZM246 181H250V182H246ZM252 181V182H251ZM259 181V182H258ZM179 182L181 183V180H179ZM178 182V183H179ZM184 182V181H183ZM203 182H206V181H203ZM214 182V180H212V182H210V183H213ZM231 184H234L233 186H232V184L230 185L229 183ZM255 182H256V184H255ZM224 183V182H223ZM228 183V184H227ZM249 183H250V185H251V188H250V185H249ZM252 183H253V185H252ZM262 185H261V184ZM214 184V183H213ZM214 184V185H215ZM222 184V183H221ZM239 184V185H238ZM257 184H259V186H260V188H259V186L257 185ZM209 185V184H208ZM243 185H244V188H243ZM212 186V185H211ZM247 186H249V189L247 188ZM252 186H254V190L252 189ZM256 186H257V189H256ZM261 186H262V188H261ZM242 189H246V190H244L245 191V193H244V191L243 190H241L240 188ZM223 188V189H224ZM232 188V189H231ZM238 188V189H237ZM207 189H209L208 188V186H207ZM252 189V190H251ZM236 190H238L237 192H235ZM249 190V191H248ZM256 190H257V192H256ZM252 191V192H251ZM253 191H254V193H253ZM262 191H263V193H262ZM249 192H250V194H254L255 196L254 197H252L250 194H249ZM260 192H261V194H263V195H261L260 194ZM234 194V195H235ZM258 195H260V198H262V199H260L259 198V200H257L258 199V197L257 196ZM225 197V196H224ZM223 197V198H224ZM228 197V196H227ZM230 197V196H229ZM255 197H256V199H255ZM244 198V199H243ZM248 198H250V199H248ZM228 199V198H227ZM239 199V200H238ZM254 199V200H253ZM221 200V199H220ZM224 200L225 201H228V200H226V198H224ZM251 200L252 201H254L255 202V205H254V202H251ZM255 200H257V201H255ZM249 201V202H248ZM258 201H260L261 203H259ZM235 202H236V200H235ZM250 202L253 204H251L252 205V207H250ZM219 206H220V202L219 203H217ZM216 204V205H217ZM260 204H262L263 205V207H262V205L260 206ZM216 205H215V207H216ZM218 205H217V207H218ZM259 205V206H258ZM245 206H246V208H245ZM253 206H255V207H253ZM204 207H209V205H205ZM248 207H250V209L248 208ZM257 207V208H256ZM260 207H261V209H260ZM229 208H222L223 210H227L225 213H223L224 215L229 211V210H231V209H229ZM234 208V209H235ZM256 208V209H255ZM215 209V212H217V210H216V208H214ZM218 209H220V208H218ZM246 209V210H245ZM252 209V210H251ZM251 210V211H250ZM255 210V211H254ZM257 210V211H256ZM259 210V211H258ZM231 211H232V213H231ZM230 211V213L231 214H229V215H226V216H230V215H234L235 217V219L234 218H232V219H234V221L239 217V215H237L236 213H235V211H237V210H235V211H233V209ZM242 211V212H241ZM262 211V212H261ZM219 212L221 213V211L219 210ZM233 212H234V214H233ZM246 212V213H245ZM258 213V214H252V213ZM260 212V213H259ZM249 213H251V214H249ZM128 215H130L131 216V213L130 212H128ZM254 215V216H253ZM257 215H258V217H257ZM118 216H120V214L118 213V214H116L115 215V218L116 217H118ZM132 216H133V214H132ZM131 216V217H132ZM135 216V215H134ZM149 215H146L145 217H144V220H141L140 218H139V221H140V223H139V225H143V223L144 224H146L147 222H156L157 221V219L154 217V216H152L153 217V219L154 220H152V218H151V216L150 217H148ZM238 216V217H237ZM241 216V215H240ZM244 216V217H245ZM261 216V217H260ZM83 219L85 220V221H87L89 218H90V214L88 213V212H86V213H84L83 214ZM252 217H257L256 219L255 218H252ZM115 218H114V220H115ZM149 218L151 219V221L149 220ZM229 218V217H228ZM230 218H231V216H230ZM230 218L229 219H227V222H228V220H230ZM240 218H242V216L241 217H239V219ZM143 219V218H142ZM155 219H156V221H155ZM238 219V220H239ZM247 219V221H245ZM261 219V220H262ZM146 220V221H145ZM149 220V221H148ZM241 220H239V221H241ZM116 221V220H115ZM142 221H143V223H142ZM231 222L233 221V220H230ZM146 222V223H145ZM242 222V221H241ZM244 222L245 223H251V226L250 225H245L244 224ZM190 226V225H189ZM248 228H246V227ZM264 227V226H263ZM80 228V227H79ZM245 228V229H244ZM253 230H252V229ZM165 228L163 227V230H164ZM162 230V231H163ZM250 230V231H249ZM211 231V232H210ZM165 232V231H164ZM163 232V233H164ZM166 232H167V229H166ZM259 234H258V233ZM209 233V234H208ZM214 233V234H213ZM166 233H164V235H165ZM205 234H207V235H205ZM212 234V235H211ZM218 234V236L220 237V238H218V236H217V240H216V235ZM239 234H240V236L242 237V238H240V236H239ZM256 234H257V236H256ZM195 235V234H194ZM213 235L215 236V238L213 237ZM259 235V236H258ZM192 236V237H191ZM175 237V236H174ZM178 238V241H180V240H182V238L180 239V236L179 237H176V239ZM212 238H213V240H212ZM258 238V239H257ZM180 239V240H179ZM213 242V241H215L214 243H210L209 245H208V247H207V242H210V240ZM243 239V240H242ZM239 240H240V242H239ZM248 240V241H247ZM254 240V241H253ZM186 241H188V242H186ZM234 241V242H233ZM239 243H238V242ZM243 241V242H242ZM258 241H260V242H258ZM173 242V243H172ZM186 242V243H185ZM237 242V243H236ZM251 242H254V243H251ZM264 242V241H263ZM262 242V243H263ZM179 243H181L182 245H179ZM203 243V244H202ZM219 243H220V245H219ZM233 243L235 244V245H233ZM241 243V244H240ZM242 243H244V244H242ZM247 243H248V245H247ZM205 244V245H204ZM213 244H215V245H213ZM226 244H228L229 245V247L231 248V249H229L228 248V245H226ZM249 244H251L254 248L252 249V246L250 245L249 246ZM171 245V246H172ZM173 245V246H174ZM178 245V246H177ZM189 245V246H188ZM194 246L193 248H195V249H193V251H189V250H192V248H190V247H192V246ZM202 245V246H201ZM204 245V246H203ZM218 245H219V247H218ZM222 245V246H221ZM261 245H264V244H261ZM173 246H172V249H174L173 248ZM198 246V247H197ZM207 247V250H212L213 249V247L215 248V249H213L214 251L215 250H217V251H215L216 253H214L213 251H208V252H206L207 250H206V247ZM213 246V247H212ZM218 248H216V247ZM226 246V247H225ZM247 246V247H246ZM233 247V248H232ZM238 247V248H237ZM256 247H259V248H261V249H259V248H256ZM168 248H170V247H168ZM180 248H181V250H180ZM187 248V249H186ZM224 248V249H223ZM206 251H205V250ZM221 251H220V250ZM236 249H238V250H236ZM186 250V251H185ZM203 250V251H202ZM227 250V251H226ZM249 250H247V251H249ZM112 251H116V253L118 252V253H120V251L119 250H117V249H114V248H112ZM181 251V252H180ZM227 252V254L225 253V252ZM228 251H230V254L228 253ZM255 251V252H254ZM205 252V253H204ZM211 254H210V253ZM220 252H221V254H220ZM257 252V253H256ZM204 253V254H203ZM224 253L228 256V258H227V256L225 255V256H223L224 255ZM254 253H255V255H254ZM210 254V255H209ZM213 254H217V255H214V256H216V257H218L217 259H215L214 258V256H213ZM230 256H229V255ZM247 254H249L248 256L245 255ZM257 254H259V255H257ZM196 255V254H195ZM198 255V254H197ZM208 255H209V257H208ZM220 256L223 258H220ZM243 256H245V257H243ZM252 256H253V258H252ZM187 257H189V256H187ZM247 257V259H245ZM249 257V258H248ZM255 257V258H254ZM127 258V257H126ZM130 259V261H132V262H135L136 263V258H127V259H125V257H124V260H129ZM132 259V260H131ZM135 261H134V260ZM220 259V260H219ZM250 259V260H249ZM253 259V260H252ZM2 260H6L5 259V257L4 258H2ZM213 260H216V261H213ZM236 260V261H235ZM240 262H237L236 264H241ZM242 263V264H243ZM250 263H252V262H250ZM250 263H245V264H250ZM178 264V263H177ZM259 264V263H258Z\"/></svg>",
	"mask_w": 264,
	"mask_h": 264
}]
</instances>
